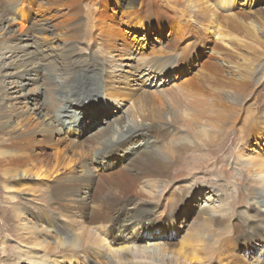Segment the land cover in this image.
I'll use <instances>...</instances> for the list:
<instances>
[{
  "label": "bare ground",
  "instance_id": "6f19581e",
  "mask_svg": "<svg viewBox=\"0 0 264 264\" xmlns=\"http://www.w3.org/2000/svg\"><path fill=\"white\" fill-rule=\"evenodd\" d=\"M58 1L62 9L55 16L51 15L54 19L59 18L53 23L45 20V14L37 12L34 16L35 0H0V186L10 192L5 200L8 207L2 208L3 211L7 208L8 212H4L3 217L12 223L21 242L38 245L43 240L55 238L53 248L68 250L76 262L83 258H98L102 260L101 264H138L127 252L108 257L99 249L87 247L89 235L93 234L87 235L89 228L87 232L77 234V228L70 224H59L61 215L67 212L87 217L88 212L92 214L89 224H102L103 227L105 223H120L125 231L131 225L132 229L139 227L154 234V212L149 209L148 201L162 202L164 194L159 190L165 185L162 179H169L177 163L194 149H200L205 158H198L204 168L196 174L212 176L214 172L210 168L220 162V156L214 154L226 147L225 152L235 156L232 162L243 164L241 171L250 173V183H256L255 187L249 188L245 200L247 196L252 197L256 203L264 205V148L253 147L251 142L254 138L251 134L256 128L264 129V115L251 105V116L246 115L240 120L253 93L247 88L253 86L258 90L264 86V5L245 13H225L223 10L231 11L237 0H115L123 11V20L119 22L116 14L108 15L99 10L105 0H55L50 5ZM159 1L164 8L158 5ZM151 3L157 8L154 9ZM71 9L73 11H68ZM170 12L174 13L170 16ZM25 21L28 28L24 30L23 25L22 32L17 34L12 29L13 24H24ZM177 21L180 25L181 21L185 23L189 32L201 41L202 47L207 37L217 36L220 42L211 49L214 61L209 60V68L205 72L202 70L196 81L186 80L167 94L165 88L149 89L146 83L156 86L155 80L168 72L173 64L177 67L181 61H186L180 43L174 39L153 53L140 54L121 41L122 25L149 32L157 25L160 30L169 28L174 33L180 28L173 31ZM41 37L56 41L49 43L48 48L60 49L59 53L31 51L30 40ZM121 59H125V63ZM134 73L143 79L136 78ZM31 83L36 84L30 90L32 99H28L32 103V112L19 113L13 103L6 102L9 85L18 84L24 88ZM102 91L106 94L100 96ZM39 95L45 98L44 103L36 99ZM127 97V100H133L132 105L120 108L117 101ZM85 101H89V105L86 106ZM115 102V108L119 106L120 109L113 111L110 108ZM96 117H102L104 122L82 142L84 127H89ZM15 118H19V122L13 126ZM234 126L238 129L237 134L229 145H225L224 138ZM238 139L244 142L245 149L244 145L235 148L240 143ZM47 146L55 148L57 153H48ZM139 147L144 151H129ZM210 147L214 149L211 152ZM251 147L255 153L247 155ZM149 148L152 150L146 152ZM88 156H94L93 162L102 166L108 165V159L112 157L115 158L111 164H126L121 170L95 174L91 173L93 162ZM74 163L78 166L76 171L65 174ZM62 170H65V176L56 178L58 182L50 188L52 196L41 195L45 205L33 200L30 204L33 209L25 213L23 209L27 203L20 205L15 199L18 188L24 185L25 190H31L36 185L30 183L34 175L52 178ZM97 175L100 181L94 186L93 178ZM193 175L185 174L183 178ZM204 178H199L192 186L186 185L188 193L185 189H181V193L173 189L169 195L189 204L197 193L205 190L223 192L227 187L225 179L205 182ZM90 187L91 192L95 189L94 193L88 190ZM89 203L94 204L91 211ZM131 204L137 205V209L130 218L125 216V211ZM255 211V224L247 231L230 225L225 215L215 217L208 209L202 210L197 217L196 246H191L190 242L189 247L183 241H162L165 248L150 255L152 259L144 264H262L264 261H260L256 253L248 262L227 247L232 238L240 235L264 249V213ZM163 225L174 230L175 219ZM124 232L121 238L128 245L148 238ZM156 233L154 238L165 239L162 231ZM215 237L216 245L211 246ZM206 240L211 241L207 248L204 247ZM128 245L127 248H131ZM198 245L202 247L198 249ZM163 248L175 256L166 259L161 252ZM253 251L255 249L248 253L252 255ZM23 254L33 258L38 253L30 250Z\"/></svg>",
  "mask_w": 264,
  "mask_h": 264
},
{
  "label": "rangeland",
  "instance_id": "374dc122",
  "mask_svg": "<svg viewBox=\"0 0 264 264\" xmlns=\"http://www.w3.org/2000/svg\"><path fill=\"white\" fill-rule=\"evenodd\" d=\"M52 1H55V0H50V3H48V0H35L34 16L36 14L38 15V13H42V14H45L44 18L46 21L53 22V23H56V21H59V18L54 19L52 17H54L57 14L58 10H61L62 7L59 5V1L57 3L50 5ZM158 3H159L158 5H160L161 8L162 7L164 8L161 1H159ZM154 4L155 3H151V6H154ZM263 5H264V0H253V1L252 0H237V3L234 5L235 7L231 8V11L229 9H224L223 12L225 13H232V12L233 13L234 12L235 13H240V12L245 13V12H248L249 10L251 11V9L255 8L256 6L259 7ZM155 8L157 7L154 6V9ZM99 10L105 11L106 14L108 15L116 14L117 16H119V19H118L119 22L123 20L122 18L123 11L119 7V5L116 3L115 0H105V2L102 4ZM68 11H73V10L71 9ZM61 13H63V10ZM173 13L170 12L169 15L171 16ZM40 15L39 17L43 18ZM51 15H54V16H51ZM176 23H177V26L173 29V31L177 29L179 26L180 28H178L177 31L174 33H171V30L169 28H164L160 30L157 25L153 27V32L144 31L138 28H129V27L122 25L123 34L121 35V41L123 43L125 41L126 43L130 44L132 47H134L136 52L138 51L140 54H143V52L145 51L147 53H153V51L158 50L161 47L168 45L169 43H171L170 41L174 39L180 43L178 44L180 45L181 51L184 52V54L186 55V61L185 60L181 61V64H179L177 67L175 64H173L169 68L168 72H166L163 76L159 77V79L155 80L154 84L156 86H151L150 84L146 83V87H148L149 89L151 87H153L151 89H154V90L165 88L164 90L166 91L167 94H171V91H174L178 87V85H182L181 83H184L186 80L193 79L194 81H196L197 75H199L202 72V70L203 72H205L206 69L209 68L208 66L211 63L209 60L212 59V61H214V57H212L211 55L213 53L211 49H212V46L216 42H220L219 39L217 40V36L207 37V40H205L206 44L204 47H202L201 41L198 40L197 37L193 35V33L189 32V29L185 25L184 22L181 21V25L179 21H177ZM169 24L170 23H168L167 25ZM23 25H24V30H26L29 24L26 21L24 22V24L17 22L13 24L12 29L17 34H20L22 32L21 27L23 28ZM69 32L72 33L73 31H69ZM210 35H213V34H210ZM30 41H31V44H33L32 46H30L31 51L37 49L38 51H40V53H44L45 51V53L49 54L52 52L51 55H55L57 54V52L59 53L60 49L51 50L48 48L50 47L49 43L56 42V41H51L49 37H45V38L41 37V38L33 39ZM57 43L55 45H57ZM156 44L158 47H156ZM69 46L70 45H68V47ZM9 60H12V58H10ZM121 61L125 63V59H121ZM41 62L43 63V61ZM189 66H191V68H189ZM123 68H125V66H123ZM11 70L13 72H16L15 68L14 69L12 68ZM70 74H71L70 72L67 73V77ZM127 74L129 75V73ZM132 75H135L136 77L137 74L134 73ZM136 78L143 79V77H138V76ZM31 84L32 85L29 84L24 88L19 87L18 84L9 85V89H8L9 94H7V96L9 95V97H8V100H6V102L13 103L17 107L19 113L20 112L22 113V111L27 114L32 112L31 107H30L32 103L31 102L29 103L28 99L31 97V95L33 96V93H31L30 90L33 89L36 86V84L35 85L33 83ZM255 88L256 87H253V86H250L247 88V90L250 89L251 91H253V93L249 96L250 99L248 103L246 104L247 110L242 111L240 120L245 119L248 115L250 117L252 109H255L256 111L264 115V104H263L264 86L263 88L259 87L258 90H256ZM102 94H106V93L102 91L100 92V96H102ZM171 96L172 95H170V97ZM42 97H43L42 95L36 96V99L38 98V102L44 103L45 98L43 97L42 99ZM108 98L111 100L113 99L112 97H108ZM127 99L128 97L126 99L122 98L119 101H117L120 105V108L124 107L126 109L128 106L132 105L133 100H127ZM85 105L86 106L89 105V101H85ZM114 105H117V103L116 102L113 103L110 109H113V111L120 109L119 106H117V109H116L115 108L116 106ZM178 105H180V102L178 103ZM251 105H252V109H249V106ZM102 121L104 122L102 117H96L95 120H92L89 123V127L85 126L84 135H82L80 140L84 142L93 133H95L98 127L100 126V124L102 123ZM18 122H19V118H15L12 125L15 126ZM35 123H37V121H35L34 124ZM237 130H238L237 127L234 126L228 132L229 136L227 138H224V141H226L225 145H229V141L232 138H235L237 134L236 133ZM263 130L264 129L260 130L259 128H256V131H254V133L251 134V136L254 137L251 141L253 142V147L258 146L260 148H264ZM262 133L263 135H261ZM238 142L242 143L240 139H238ZM240 143L236 144L235 148L237 149V145H242V146L244 145V149H245L244 142L242 144ZM46 148H47L48 153L50 154L57 153L56 149L53 147L47 146ZM85 148H87V146H85ZM151 150L152 148H149L146 152L151 151ZM209 150L211 152L214 149L210 147ZM250 150L251 151H248L249 154L247 153V155H250V152L251 154L254 152V149L252 147ZM129 151L130 152H137V151L143 152L144 149L139 147L136 150L131 149ZM199 151L200 149L190 150L187 153V155L183 156V158L177 163V165L173 169V172L170 175L171 179L170 178L167 180L162 179V180H165L163 181V183L165 184L164 188L159 187V190H162V193L164 194L161 199L162 202L153 203V201H148L149 209L154 212L153 218H154L155 226H154V230L150 229L154 231V234L147 232L145 230H142L139 227H135L134 229H132L131 225L129 226V230L125 231L124 226L120 227L121 225L120 223L115 224V225H113L112 223H105V225H103L104 228L102 227V224H89L92 214L88 212H86L87 217H81L78 214L73 216L72 214L63 212L61 215V220L59 224L61 225H65L66 223L70 224L71 226L77 228L76 229L77 234L82 233V231L87 232V229L89 228L90 231L88 230L87 235L88 233L89 234L93 233V234L89 235V241L86 244L87 247H90L93 249H99L101 252L106 254V256L108 257H115L119 255L121 252L123 253L127 252L131 256H133L135 261L137 260L136 263L138 264L148 263L152 259L150 258V255H155L153 253L156 252L158 249L161 250V248L164 247L165 242L174 241V240L176 242L183 241L187 246H189L190 244L193 247L196 246L197 243L195 242V235L197 234L199 230V223H198L197 217L201 213L202 210L208 209L210 213L215 217H223L225 215L224 218H227V221L229 222L230 225H233L235 227L238 226L245 230L249 229V226H252L255 224V220H256L254 217L256 213L255 210H260L262 213H264V205H262V203L260 202L256 203L252 197H248V196L245 200V197L249 192V188H253V186L254 187L256 186V183H253V184L250 183L251 174L241 171L243 164H240V163L234 164L232 162L235 156L234 154L226 153L225 152L226 147L224 151L223 150L216 151L214 154L215 156H220V158L218 159V161L220 162H218L216 165L210 168V170L214 172L212 176L196 174L201 169L204 168V164L198 158H202V159H205V158L203 157L202 154H200ZM240 151L241 153L244 152L242 150ZM209 156H212V155L209 154ZM88 157H89V160L93 162L94 156H88ZM114 158L115 157L109 158L108 165H103V166L100 164H97L96 162L95 163L93 162L91 173H95V174L105 173V172H110L113 170H121L122 168L125 167L126 163H123L121 165H118L117 163L111 164ZM224 159L227 160L226 163L223 162ZM75 164L76 163L71 165L70 169H67V172L65 174L72 173L73 170L76 171V168L78 166H76ZM232 168L234 169L232 170ZM64 171L65 170L55 173L52 178H37L34 175L31 178L30 183L36 184L35 186H37V188L34 186V188L31 190H25L26 186L24 185L18 188L17 192H15V194H17L15 195L16 196L15 199L19 204L21 203L20 205L27 203V205H25V209H23L25 213H28L30 209H33V207L30 205L31 203H33V200H37V201H34L36 204L38 203V204L45 205V203H43L42 202L43 200L41 199V195H43L42 193H46L45 195L47 196V198H48V195L52 196V191L50 188L54 186L56 182H58L56 178H58L59 176L61 177L65 176V174L63 173ZM130 173L133 175V172H130ZM190 173H193L195 175L190 176L188 178H183L185 174H190ZM201 177H205L204 178L205 182H208V180H213V182H218L220 180L225 179V181L227 182V187L222 190L223 192H218V191L210 192V191L205 190L201 193H197L195 194L196 196L193 198V200L189 202V204L187 202L185 203L183 199L176 200V199H173L172 196H170L173 189H177L179 193H181V189H185V191L188 193V188H186L185 186L186 185L190 186V184L192 186L193 183H196L197 181L199 182V178ZM243 179L245 180L243 181ZM93 180H94V186H95L96 184L99 183L100 176L97 175V177H94ZM30 183L29 185L31 186L32 184ZM88 190L91 192V187ZM94 190L95 189H93L91 193H94ZM195 191L197 192L198 190H195ZM262 191H264V189H262ZM8 193L10 192L4 191L2 189V186H0V217H1L0 218V264H9L10 261H11V264H14V263L16 264H36V263L38 264H101L102 260H99L98 258H92V259L83 258V259H80L78 262H76L74 258L71 257L68 250L64 248H60V249L53 248L54 245L56 244L55 238L53 239L48 238L47 240H43V242L42 241L39 242L38 245L37 244L27 245L26 243L21 242L20 236L18 232H16L15 228H13L14 226L12 225V223L11 222L9 223V220L7 221V219L3 217V213L7 211V208L5 211H3V209L4 207H8V204L6 202L8 200L7 197L10 196V194ZM11 193L13 192L11 191ZM129 193L130 192L128 191V194ZM263 197H264V193H263ZM238 199L242 202H239ZM74 204L75 203H71L70 205H73L75 207L76 205ZM88 206H89L90 211L94 208L93 203H89ZM136 206L137 205L135 204L129 205L126 208L125 216L130 217L132 214L136 213V209H137ZM49 208L51 209L52 207H49ZM172 218L175 219V229L170 231L168 230V227L163 224L170 221ZM157 223H161V224L157 225ZM82 226H86V227L83 228ZM157 230L162 231V233L165 236L164 240L161 238H154L153 235H158L156 233ZM123 232L124 234H128V235L141 234L143 235L142 237L147 236L148 238H145L147 240L144 242L143 240H141L137 243H133V245L129 244L131 248H127L128 244H125L121 238V234ZM95 234L99 235V237L96 236ZM216 238L217 237H215L212 242L210 240L208 241L206 240V243H205L206 245H204V247L206 246L207 248V244H210V242L212 243L210 244L211 246H215ZM92 239L93 241H91ZM141 247L143 248L141 249ZM201 247L202 245L201 246L198 245V249H200ZM227 247L231 248L232 252L236 253L240 257H243L248 262H251L252 258L255 257L254 253H256V257H258L260 261H264V249L258 246L256 242L250 243L246 239H243L240 235L236 236L234 239L232 238L230 245H228ZM41 248L42 250H40ZM121 249H124V250H121ZM163 249L161 252H162V255L166 257V259L173 258L175 256V254L171 252L170 250L164 249L166 250L164 251ZM251 249H255V251L252 252L253 253L252 255L251 253H248V250L250 251ZM30 250L38 254L33 258L29 256H25V254H23L24 252H27ZM145 251H149V252L146 253ZM212 254L213 253H211V255ZM201 263L202 262H198V264H201ZM217 264H220V263H217Z\"/></svg>",
  "mask_w": 264,
  "mask_h": 264
}]
</instances>
